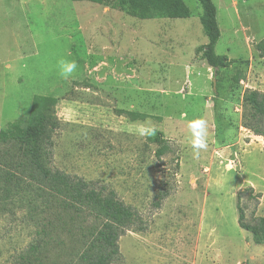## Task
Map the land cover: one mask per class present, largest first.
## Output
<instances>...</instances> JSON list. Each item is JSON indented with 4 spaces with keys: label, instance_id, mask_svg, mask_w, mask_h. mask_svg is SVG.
Here are the masks:
<instances>
[{
    "label": "rangeland",
    "instance_id": "obj_1",
    "mask_svg": "<svg viewBox=\"0 0 264 264\" xmlns=\"http://www.w3.org/2000/svg\"><path fill=\"white\" fill-rule=\"evenodd\" d=\"M233 1L239 17L230 0H213L215 51L230 61L214 75L198 51L208 38L197 0H184L187 19L148 20L88 1L0 0V130L27 117L34 96L58 98L48 166L114 192L137 216L113 264H264V244L240 228L237 210L242 193L247 222L264 217V138L242 124L244 94L264 95V0ZM62 60L77 65L67 78ZM199 119L207 147L195 150L189 123ZM142 126L171 151L157 158ZM163 183L171 195L156 208ZM25 205L0 200V264H15L37 231L60 260L100 226L58 197L33 213Z\"/></svg>",
    "mask_w": 264,
    "mask_h": 264
},
{
    "label": "trees",
    "instance_id": "obj_2",
    "mask_svg": "<svg viewBox=\"0 0 264 264\" xmlns=\"http://www.w3.org/2000/svg\"><path fill=\"white\" fill-rule=\"evenodd\" d=\"M88 1L94 4L113 6L127 15L141 20L163 16L168 19H187L191 16L184 0H72ZM203 14L201 24L208 43L199 48L214 75L230 65L227 56L216 54L221 33L218 27L217 6L213 0H197ZM264 48V41L260 44ZM239 83L241 76L235 77ZM58 98L36 95L32 99L30 113L20 117L0 130V200H11L21 196L33 213L52 196L58 197L66 207L85 211L100 221L99 228L93 232L77 253L62 259L52 258L46 253L47 239L42 231H37L33 244L20 254L15 264H113L119 255V239L135 225L137 216L132 209L118 200L114 192L105 194L90 186L82 179L72 177L60 170L52 169L46 162L49 149L50 132L58 125L55 107ZM243 127L255 136L264 138V95L258 91H248L243 97ZM134 119L146 118V115L131 113ZM149 140L157 145V158L171 151L160 133L150 136ZM3 147V148H1ZM167 183H163L155 196L156 208H160L170 195ZM252 196L254 189H248ZM238 195V225L252 235L255 245L264 244V217L248 223L244 207ZM39 229V228H36ZM245 264H250L246 262Z\"/></svg>",
    "mask_w": 264,
    "mask_h": 264
},
{
    "label": "clouds",
    "instance_id": "obj_3",
    "mask_svg": "<svg viewBox=\"0 0 264 264\" xmlns=\"http://www.w3.org/2000/svg\"><path fill=\"white\" fill-rule=\"evenodd\" d=\"M61 66V75L67 78V76L77 67L76 62L72 61L71 63H66L65 61H60ZM147 124V122H146ZM189 126L191 129L195 127L196 129H199L196 137L194 138V144L193 147L195 150H202L206 149L207 143H206V136H207V128H206V122L203 119H199L196 121H191L189 123ZM156 133V130L154 127L151 126H142L141 134L147 135V136H154Z\"/></svg>",
    "mask_w": 264,
    "mask_h": 264
},
{
    "label": "crops",
    "instance_id": "obj_4",
    "mask_svg": "<svg viewBox=\"0 0 264 264\" xmlns=\"http://www.w3.org/2000/svg\"><path fill=\"white\" fill-rule=\"evenodd\" d=\"M217 1L219 2V1H222V0H217ZM230 3H231V8L235 9V15L239 17L241 15V11L239 10L240 4L237 1H233V0H230ZM244 10H247V11L244 12V16L250 15V13H248L249 12L248 8H244ZM217 11H218V8H217ZM217 15H218V12H217ZM241 27H244L245 31H249V29H251V26L249 24H247V23L241 24Z\"/></svg>",
    "mask_w": 264,
    "mask_h": 264
}]
</instances>
